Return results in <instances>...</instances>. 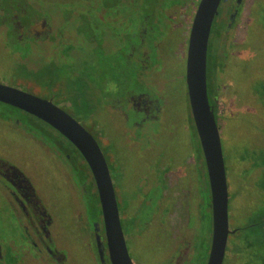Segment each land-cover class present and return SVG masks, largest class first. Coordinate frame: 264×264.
<instances>
[{
  "label": "flooded vegetation",
  "instance_id": "1",
  "mask_svg": "<svg viewBox=\"0 0 264 264\" xmlns=\"http://www.w3.org/2000/svg\"><path fill=\"white\" fill-rule=\"evenodd\" d=\"M200 1L0 0V85L51 102L93 137L108 167L132 264L209 260L210 189L185 82ZM252 22L259 41L250 39ZM206 84L220 139L223 127L247 110L258 125L251 138H264V0L220 1L208 41ZM181 97L187 115L179 111ZM173 101L179 137L174 121L164 119ZM14 112L38 123L33 128ZM190 131L194 152L181 139ZM115 136L136 164L129 173L126 159L116 155ZM258 156L252 154L254 162L240 158L244 175L231 188L227 182L229 234L221 264H264V160ZM224 166L227 181L232 164L224 159ZM43 172L57 175L67 190V214H52L54 203L40 188ZM245 175L257 179L252 183L261 205L243 215L247 224L233 226L240 216L231 215V202L243 193L242 184L252 187ZM204 178L206 202L200 193ZM255 212L258 221L251 219ZM203 221L210 226L205 232ZM73 236L80 252L68 247ZM151 241L158 245L151 247ZM79 260L112 264L92 172L56 130L0 102V264Z\"/></svg>",
  "mask_w": 264,
  "mask_h": 264
},
{
  "label": "water",
  "instance_id": "2",
  "mask_svg": "<svg viewBox=\"0 0 264 264\" xmlns=\"http://www.w3.org/2000/svg\"><path fill=\"white\" fill-rule=\"evenodd\" d=\"M220 1H200L189 35L185 69L188 102L202 148L210 189L212 242L207 264H221L229 234L228 191L221 139L209 105L206 84L208 41ZM0 102L42 120L71 142L80 152L97 186L110 260L112 264H132L119 222L108 167L93 137L51 102L28 93L0 85Z\"/></svg>",
  "mask_w": 264,
  "mask_h": 264
},
{
  "label": "rangeland",
  "instance_id": "3",
  "mask_svg": "<svg viewBox=\"0 0 264 264\" xmlns=\"http://www.w3.org/2000/svg\"><path fill=\"white\" fill-rule=\"evenodd\" d=\"M255 22H252L251 27H250V39L253 42V40L255 41H259V37H257L256 34V29H255ZM167 75V74H166ZM178 87V92H181V85L179 83L176 84ZM166 91H164L165 93ZM174 102H172V105L169 108V114L168 116H164V119H166V124H169L171 122V120L174 121V124L176 125V129L174 128V133H177V136H181L183 135V133L180 132V125L179 122L177 123V120L175 118H173V116L171 115L173 112V106H174ZM3 109H7L5 107H2ZM178 108L179 111L181 113H183L184 115L188 114V106L186 104L185 98L181 97V100L178 103ZM14 116L19 118V116H21L20 118L23 119V122L26 123L27 125L30 126H34L38 123L35 120L26 117L25 115H20L17 112H14ZM242 113V117L240 118L239 121H230L227 123L226 126L223 127V138L221 139V143H222V148H223V156L225 159V162L228 164L230 162V164H232V171H227V182H228V186L231 188V183L235 182V177H239V174H242L241 169L238 168V164H239V159L240 158H249L251 159V161L254 162V159L252 157V154L254 152H256L257 154H259L260 156H258V158L264 160V138H251L253 131L257 128L258 125L254 124V121L251 122V117L252 115L249 114L248 110L245 112H241ZM186 117V116H185ZM188 138H181V139H185L182 140L183 142H186L187 144H189V146H191L192 148V152L195 151V144H194V139H195V134H193L191 131L189 133H187ZM176 139V138H174ZM173 139V140H174ZM113 143H114V147H115V151H116V155H119V158H125L126 160L124 161V165L126 166V170L129 173L130 168H136V164L132 161L129 160L131 158V156H127V152L123 149L124 143H123V139L119 136H115L114 138H112ZM190 142L192 144H190ZM169 144H167L165 147V149H169ZM261 160V161H262ZM228 170V168H227ZM247 175L243 176L244 178H246ZM243 178V179H244ZM242 179V180H243ZM205 178L203 179V183H202V188H201V198L203 202H206V198L208 196V192H207V182L204 181ZM246 180L251 184L252 182H257V179H252L250 176H247ZM232 181V182H231ZM253 183L251 184L252 187H248L245 184H242L243 187V193L241 191H238V195L236 196V199H234V202L232 205L231 202V215L232 213L234 214V212H236V214H238L239 219L237 218V220L235 221V224H233V226H242L245 223L247 224L250 219L247 218V216L249 215L247 211H249L250 206L251 207H255L256 208L261 205L260 200L258 201L259 198L258 195L255 194L254 192V186ZM42 190L45 191V193L48 195L50 201H52L54 204H49V208L52 211V214L54 216L59 215H65L67 214L68 211H70V206L68 205V192L67 190L61 186L59 184V180L57 178V175H53L51 173H42L41 176V186ZM158 188H160V186H158L157 188H154L155 194H154V198L156 199L158 197ZM256 188V187H255ZM161 189V188H160ZM154 199V202H155ZM49 210V211H50ZM205 210V205H202L201 207V213H203V211ZM254 210V211H255ZM230 212V211H229ZM248 214L246 217H244V214ZM258 212H255L254 215L251 217V219L254 221H258ZM230 215V216H231ZM53 216V217H54ZM244 218H242V217ZM234 222V221H233ZM232 225V223H231ZM209 223L208 221H203V231L205 232L206 230H209ZM156 229L154 228L153 231H155ZM77 236H73V237H69V239H67L69 242V249L72 250V252H74L73 249H75V252H80L78 251V249H80V246H82L80 243L77 242L78 238H76ZM87 242V240H86ZM152 244H150L151 247H155L158 244L154 241H151ZM141 247L145 246V243L140 245ZM134 253L136 254V252L134 251ZM139 253V251H138ZM78 255H80L79 253H76ZM88 262L90 263V260L87 262H83L79 260V264H88ZM91 264V263H90Z\"/></svg>",
  "mask_w": 264,
  "mask_h": 264
},
{
  "label": "trees",
  "instance_id": "4",
  "mask_svg": "<svg viewBox=\"0 0 264 264\" xmlns=\"http://www.w3.org/2000/svg\"><path fill=\"white\" fill-rule=\"evenodd\" d=\"M209 96H210V93L208 92Z\"/></svg>",
  "mask_w": 264,
  "mask_h": 264
}]
</instances>
